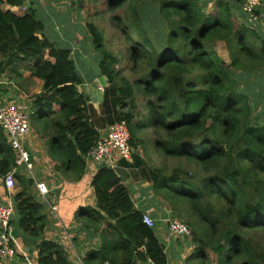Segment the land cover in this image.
I'll return each mask as SVG.
<instances>
[{"label": "trees", "instance_id": "1", "mask_svg": "<svg viewBox=\"0 0 264 264\" xmlns=\"http://www.w3.org/2000/svg\"><path fill=\"white\" fill-rule=\"evenodd\" d=\"M100 1L114 15V27L126 42V70L134 80L118 68L121 61L106 46L103 32L88 24L85 39L99 53L90 67L107 81L96 108L79 89L83 79L73 49L48 37L38 2L0 0V74L11 71L41 88L32 101L31 124L37 127L46 119L43 134L49 157L69 179H80L86 157L99 140L98 130L126 122L131 146L138 150L139 134L151 129L165 159L193 169L170 174L150 169L137 153L133 163L124 160L121 166L139 171L173 211L192 207L201 226H194L189 238L195 247L191 258L201 264H264L262 38L220 1L215 13H209L202 0ZM6 7L25 10L17 15ZM154 18L161 23L165 41L160 49L154 39L158 27L151 26ZM220 45L228 60L218 51ZM246 80L257 105L243 90ZM0 156L4 178L13 171L16 156L6 143ZM15 176L24 182L19 173ZM32 185L27 179L13 198L20 229L37 241L38 264H71L63 248L44 237L48 217L31 193ZM92 186L98 207L80 209L77 219L82 228L101 236L102 245L88 253L84 263L169 264L165 243L143 223L120 174L100 168Z\"/></svg>", "mask_w": 264, "mask_h": 264}, {"label": "crops", "instance_id": "2", "mask_svg": "<svg viewBox=\"0 0 264 264\" xmlns=\"http://www.w3.org/2000/svg\"><path fill=\"white\" fill-rule=\"evenodd\" d=\"M28 1H37L38 8L41 10V12L46 11L49 13V6H47L46 3L44 4L42 0ZM217 1L229 5L236 20L239 23L248 27L250 26L253 30H255L258 36L262 38L261 43L264 44V0H261L262 3L258 9L259 13L256 21L250 20L243 12L240 0H203V2L208 3L209 13H214L213 10L216 8ZM43 6L44 8H42ZM7 9L11 10L17 15H21L22 12V8L18 9L6 7V10ZM49 36L51 39H55L54 37L56 35L52 33V35L48 34V37ZM76 56H79L80 59L77 60ZM81 58L82 57H80V53H75V55H73L74 61L77 62L78 67L81 69V71H79L81 72V77L83 79V85L79 89L90 97V102L96 108H99V105L103 101L105 90L104 87L107 86V81L102 76H96L94 72H88V66L86 63L90 62V60L88 57H83L84 59ZM5 75L7 74H0V78L4 82V84L0 87V96L3 100L16 98L19 96V94L27 95V93H25L20 88H15V85H13V81L10 79V77ZM101 83L104 84V87ZM27 86V90L33 93L34 96L41 92V88L34 84L29 83ZM96 86H98V88H96ZM99 87H102L103 91L98 90ZM36 129L37 127H35L33 124L32 135H30V138L27 141V146L32 154L33 161H36L37 166L40 169L37 172L38 176L40 179L44 180L54 191V200L52 204L56 208L57 213L54 217L53 214H51L50 206L40 202L44 205V212L48 217V226L44 232V237L47 241L55 242L60 245L67 253L70 263L77 264V261L70 254L71 252L67 250V246L65 245L66 240L63 235L64 231L66 230L74 236V242L78 250L77 254H80L79 256L82 258H85L87 254L93 250H99V247H101V236L94 233L93 231L82 228V223L77 219L80 209H97L98 207L96 193L94 187L92 186V181L99 168L95 167V165L91 167L88 165L83 177L80 179H69L67 175L63 174L62 171L58 169L57 161H53L49 157L47 144L48 139L45 137V135L42 137L38 132H36ZM5 143L8 145L7 136L0 128V147ZM139 151H141L140 147L138 150H136V152ZM2 154L6 153L4 152ZM2 158L3 156H0V159ZM129 173L130 171L128 168L120 166L119 174L124 180L125 185L131 191L135 204L140 208L146 209L148 212H150V214L158 221V223H160V229L156 233L159 239L161 238V240L163 239L162 241L164 243L166 242V252L168 257H170V253H176L180 248H182L183 242H185V240H177L176 238L172 237L169 238L166 232L167 228L164 226L165 224H163V221L169 218L170 215L164 211L161 204L159 203V198L155 196L152 183L143 181L139 182L138 185H127L128 177L130 176ZM19 175L23 177L24 182L15 176L16 187L12 192L8 191L5 186L4 178L0 177V202L6 203L8 202L9 196L13 195L14 198L23 191L24 183L28 178L23 174ZM32 186L30 191L35 197H37V193L32 188ZM37 199L38 201L40 200L38 197ZM18 219L19 218L15 216L12 222L13 237L18 248V254L15 258L4 261L2 264H38L39 256L38 250L36 249L38 243L36 240L29 238V236L24 234V232L20 229ZM15 223L17 224L18 228L15 226ZM173 243L175 244L173 245ZM184 246L189 247L190 245L189 243H184ZM169 264H174L172 257L169 258ZM175 264L178 263L176 262Z\"/></svg>", "mask_w": 264, "mask_h": 264}, {"label": "built area", "instance_id": "3", "mask_svg": "<svg viewBox=\"0 0 264 264\" xmlns=\"http://www.w3.org/2000/svg\"><path fill=\"white\" fill-rule=\"evenodd\" d=\"M261 0H242V10L247 17L256 21L258 18L257 11L261 6ZM25 9H22L24 12ZM4 84L0 78V87ZM103 91L102 87H99ZM31 97L19 94L16 98L3 100L0 96V128L7 136L8 145L15 153L16 161L12 172L4 177L5 186L9 192L15 190L16 179L15 174H23L32 180V188L36 191L39 202L50 206L51 214L56 216V208L54 207V191L49 185L34 172L35 166L32 154L27 146V141L32 135V103ZM99 140L96 146L86 157V165L100 168H108L119 174L121 162L126 160L131 162L133 154L136 152L131 146V134L129 126L126 122H118L105 129H100ZM135 209L142 213L143 223L155 230L159 231L160 225L158 221L147 210L142 211L135 204ZM16 216V204L13 195L9 196L8 202H0V264L4 261L13 259L18 254V248L13 237V220ZM167 225V234L177 240H185L191 237L190 227L178 220L167 218L163 221ZM62 235V228H61ZM67 246L72 257L77 264H85L84 258L77 254V246L74 242V236L69 231H64ZM79 253V252H78ZM103 264H113L105 261Z\"/></svg>", "mask_w": 264, "mask_h": 264}, {"label": "rangeland", "instance_id": "4", "mask_svg": "<svg viewBox=\"0 0 264 264\" xmlns=\"http://www.w3.org/2000/svg\"><path fill=\"white\" fill-rule=\"evenodd\" d=\"M82 1H84L83 4L80 3L81 0H42L44 4L46 3L47 6H49V13H47L46 11L40 13L41 14L40 17L47 24V28H48L46 32L47 35L48 34L52 35V33H54L56 35L54 37L55 39H53L54 43L58 41L60 44L66 43L67 45L71 46V48L73 49V55H75V53L78 54L80 53V57H82L81 59H84L83 57H88V59L90 60V62L86 63L88 66V72H92L93 69L90 67L91 66L90 63H94L97 61L99 57V53L93 48L90 42L86 41L85 38L89 37V33L87 30L88 24H93L97 26L105 36L106 46L108 47V49L111 50L114 53V55H116V57L121 61V65L118 68L122 69L123 70L122 73L128 76L131 81H133L134 80L133 74H131L128 69L126 70V66H127L126 61L128 56L126 42L123 36L120 34V31L114 27V22L112 20V17H114V15L107 8L103 6L102 4L103 2H101L100 0H98L96 3H91V4H88L87 2H85V0ZM42 8H44V6ZM206 9L207 11H209V7H206ZM213 11L215 13L217 10L215 9ZM22 14L23 12H21V15ZM152 21L153 23L151 22L152 23L151 26L154 28L158 27L159 35H156L155 33L154 39L155 42H157L158 44L157 46L160 49V47L165 45L164 44L165 41L162 38V26L161 23L156 21L155 18L152 19ZM218 51L221 53V55L225 60H228V54L225 51L224 46L220 45ZM76 58L77 60L80 59L79 56H76ZM4 74H7L10 77V79L13 81V85H15V88L18 87L21 90H23L25 93H27V95L31 96L30 101L32 103L34 94L27 90L28 88L27 84L29 85V83L23 81L21 78H18L13 73H11V71H8L7 73ZM248 82L249 80L243 81L242 84L244 85L245 89H243V87H241V89L249 91L250 96H252V100L250 101V103L253 104L254 106L257 105L259 101L255 99L256 97L254 93H251L253 89L251 87V84H249L250 87H248ZM101 84L104 87V84L103 83ZM96 88H98V86H96ZM254 114L258 116L259 109H256V112ZM146 117H148V115ZM45 128H46V119L43 118L41 122L38 121L36 132H38L43 137ZM139 137L141 138L140 140L142 141L140 143L141 151L135 153L139 154V157L143 161H145L147 167H149L150 169L162 168L168 174L172 173L174 170L177 169L180 171L181 169H193V167H190L188 164L184 162H178L173 159H165V157L157 148L155 142L156 137L154 136L153 131L151 129L142 131L139 134L138 138ZM131 163H133V157ZM34 166H35L34 172L38 176L37 172L40 169L37 166L35 160H34ZM129 171H130L129 173L130 176L128 177L127 185H138L139 182H143V178L139 171L134 172L131 169H129ZM159 201L164 211L170 215V218L178 219L186 223L190 227L191 233H193L194 226L195 227L201 226L200 221L197 215H195L192 207L189 206V208L188 207L183 208V211L175 212L173 211L172 208L173 206H171L170 204L169 205L166 204L160 198ZM15 226L17 227L16 223ZM162 240L161 242L164 243ZM191 241L192 239L189 238L185 239L182 248H180L176 253L174 252L173 254L170 253V257H172L174 264L176 262L178 264H201V260L197 258L196 259L191 258L194 256L195 253L194 250L195 247L193 246ZM184 243H190L191 245L187 247L184 246ZM174 244L175 243H173V245Z\"/></svg>", "mask_w": 264, "mask_h": 264}]
</instances>
